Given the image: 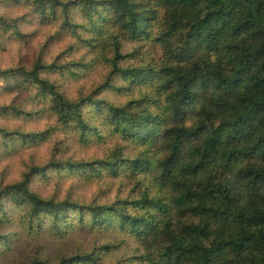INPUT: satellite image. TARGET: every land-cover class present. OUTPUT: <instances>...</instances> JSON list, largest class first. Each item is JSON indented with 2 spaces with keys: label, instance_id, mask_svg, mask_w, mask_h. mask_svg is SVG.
<instances>
[{
  "label": "trees",
  "instance_id": "trees-1",
  "mask_svg": "<svg viewBox=\"0 0 264 264\" xmlns=\"http://www.w3.org/2000/svg\"><path fill=\"white\" fill-rule=\"evenodd\" d=\"M0 5V38L21 40V24L34 18L68 37L69 50L95 56L63 61L38 53L29 66L0 69V96L18 98L0 104V117L50 120L43 133L0 127L2 143L72 133L80 145H113L102 160L66 158L0 184V256L22 237L116 231L136 243L126 259L136 264H264V0ZM94 64L108 71L88 93L70 96L51 79L74 81ZM108 90L133 96L115 103ZM49 171L83 183L132 180L140 196L111 204L43 198L31 184L35 176L47 181ZM113 244L55 264L112 261ZM46 253L41 244L22 264H47Z\"/></svg>",
  "mask_w": 264,
  "mask_h": 264
},
{
  "label": "rangeland",
  "instance_id": "rangeland-1",
  "mask_svg": "<svg viewBox=\"0 0 264 264\" xmlns=\"http://www.w3.org/2000/svg\"><path fill=\"white\" fill-rule=\"evenodd\" d=\"M2 9L3 7L0 5V10ZM18 14L19 12L14 13L12 11L13 17L18 16ZM55 31V27L41 26L36 19L31 18L21 24V32L24 35L21 40L11 38L9 33L2 34L0 38V69L15 65L29 66L38 53L42 54L45 60L53 59L62 54L63 61L84 56L86 62H92L95 58L93 54L85 56L83 49H78L76 46L69 50V38L57 37ZM132 49L133 45H125L127 52H131ZM130 60L135 62L137 59L132 58ZM127 63L130 64V62ZM107 71L104 65L94 64L82 77L74 81H64L58 75H51V79L70 96L74 97L80 93H88L94 84L102 80ZM119 92L108 90L105 94L115 103L126 102L128 98L133 96L132 92L129 93V96ZM12 101H18V98L14 95L0 96V104H9ZM24 107L27 111L32 109L30 104H24ZM49 121L45 115L33 119L30 117L20 119L18 115L12 114L0 117V127L12 133L15 131L43 133L48 128ZM0 141V184L19 180L21 175L31 167L47 166L66 158H71L73 162L102 160L107 150L113 146L106 145V143L98 146L80 145L72 133H57L51 137L46 135L43 139L29 144H21L15 140L16 142L7 146V144L2 143L1 137ZM52 171L48 172L47 175H50V178L47 181L35 176L31 184V188L43 198H54L62 201L69 197V199L79 203L111 204L140 196L141 190L137 189L136 182H132V180H114L105 177L83 183L77 179L68 178L66 174L56 175ZM41 244L47 252L45 256L47 264H55L56 259L62 255L83 254L97 246L106 244H113L118 250L115 251L112 261L105 260L101 264H136L126 260L136 255V243L129 239L126 240L125 236L116 231H111L109 235L82 232L62 239L54 240L51 238L42 241L22 237L18 242L11 245L10 252L6 253L5 256H0V264H22ZM0 247L2 246L0 245Z\"/></svg>",
  "mask_w": 264,
  "mask_h": 264
}]
</instances>
